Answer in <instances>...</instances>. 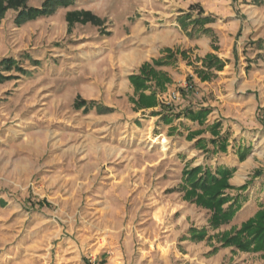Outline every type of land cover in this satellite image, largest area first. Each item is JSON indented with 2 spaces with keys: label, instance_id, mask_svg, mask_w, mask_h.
Listing matches in <instances>:
<instances>
[{
  "label": "rangeland",
  "instance_id": "374dc122",
  "mask_svg": "<svg viewBox=\"0 0 264 264\" xmlns=\"http://www.w3.org/2000/svg\"><path fill=\"white\" fill-rule=\"evenodd\" d=\"M41 1L22 3L37 9L28 5L41 8ZM229 1L67 0L58 7L79 10L53 20L55 29L37 18L57 7L4 32L1 52L16 56L4 58L12 61L8 70L0 63L6 77L0 82V264H182L176 243L186 229L189 241L206 240L211 250L205 258L229 247L222 238L235 229L207 235L194 227L206 208L187 192L183 173L192 168L184 167L186 154L139 112L149 108L138 106L144 91L128 96L127 72L118 63L134 51L162 53L177 29L170 14L187 4L197 17L264 15V0ZM5 5L0 0V8ZM22 6H6L0 21ZM246 6L259 9L254 15ZM81 15L90 20L76 19ZM74 23L80 25L71 28ZM115 34L126 37L119 46ZM88 39L90 49H84ZM173 92L180 96L158 91L160 109L178 106L181 98L162 102ZM76 99L89 101L74 108ZM232 256L222 264H237Z\"/></svg>",
  "mask_w": 264,
  "mask_h": 264
},
{
  "label": "crops",
  "instance_id": "0c3cea01",
  "mask_svg": "<svg viewBox=\"0 0 264 264\" xmlns=\"http://www.w3.org/2000/svg\"><path fill=\"white\" fill-rule=\"evenodd\" d=\"M224 1L230 3L229 0ZM30 6L40 9V5H28ZM246 7H250L253 14L259 9L257 6ZM188 8L189 4L180 7L179 12L170 14L171 23L177 29L174 28V32L169 33L170 37L165 42L170 40V43L162 53L154 49L148 51L149 54L134 51L130 60L120 59L119 56L118 63L122 62L119 67L127 72L124 81L131 88L128 96L134 97V91L136 92L130 77L139 75L143 64H146L143 74L148 80L143 90L145 95L153 93L157 97L158 91L163 88L180 93L181 99L175 108L160 109L157 98H154L152 106L139 112L149 115L153 120L152 125L165 128L170 137L175 139L179 153L186 154L184 167H201L202 171L208 168L212 174L216 169L230 171L228 183L231 188L225 191L227 201L223 209L238 206L232 218L213 228L208 223L211 212L200 209L203 214L200 213L199 224L194 225L198 230L204 227L207 235H212L231 229L238 230L256 212L264 213V118L258 114L261 107H264V15L259 18L247 16L244 19L217 15L197 17ZM77 10L79 9L57 7L53 14L37 19H45L54 24L52 29H55L56 23L53 20L59 17L65 19L67 12ZM88 12L85 10V14L89 15ZM16 17L17 11L8 10L0 21L1 48L7 43L4 32L15 27ZM76 19L90 20L88 16L83 19L82 15ZM195 19L198 20L197 25ZM34 21L30 20L25 25ZM88 24L87 22L84 26ZM260 24L263 26L258 27ZM78 25L80 24L74 23L71 28ZM239 30L241 36L235 39ZM15 32L19 30L16 29ZM96 37L94 39L99 38ZM214 38L217 42H212ZM114 39L119 46L126 37L120 38L118 34ZM86 41L84 49H90L89 39ZM212 45L217 47L212 48ZM1 50L0 63L3 65H6L2 63L4 58L14 59L16 56L10 52L3 54ZM207 54L216 57L209 65L203 63ZM221 64L222 67H219ZM160 81V87L155 85V82ZM88 101L82 108L87 106ZM95 102L92 103L99 109L104 107ZM248 179L250 184L245 190L239 191L238 188ZM179 237L181 240L176 243V247L182 249V253L176 251L182 257V264L226 263L231 261L232 251H236V255L232 256L234 260L238 259L234 263L264 264V248L249 253L229 246L219 248L214 255L205 258V254L211 250L206 247V240L189 241L188 229Z\"/></svg>",
  "mask_w": 264,
  "mask_h": 264
},
{
  "label": "trees",
  "instance_id": "16d2710c",
  "mask_svg": "<svg viewBox=\"0 0 264 264\" xmlns=\"http://www.w3.org/2000/svg\"><path fill=\"white\" fill-rule=\"evenodd\" d=\"M3 1H6V5L0 8L1 12L9 5L14 7H18L21 4L23 5L16 17V24L19 25L37 16L51 14L56 7L64 4L67 0H45L40 9L26 8L23 4L25 0H2V2ZM198 13L200 14L201 10ZM94 22L96 21L94 20ZM215 60V56L207 54L203 59V63L209 65L210 62ZM2 63L6 64L4 69L8 70L12 61L11 59H4ZM145 67L146 64L142 65L140 74L130 77V81L136 91L142 92L146 87V81L148 80L143 74ZM219 67H222V64ZM22 71L23 70H21V72ZM24 73L26 72L24 71ZM5 78L6 77L0 75V82ZM154 98L155 96L153 93L148 96L141 94L138 106L150 107L154 104ZM84 105H86V101L82 99H76L74 102V108H81ZM230 174V171L226 169H216L214 174H212L208 168L202 171L201 167H195L183 173L185 182H188L190 186L187 192L196 196L195 201L198 202L199 205L211 211L209 224L213 228L228 222L237 208V206L235 208L229 207L227 210H224L222 207L227 201V197L224 196L225 191L231 188L228 184ZM193 232L194 230H192V233ZM201 237L202 235H197V238ZM222 244L235 246L242 251L263 249L264 213L258 211L253 218L244 222L233 234L226 235V237L222 238Z\"/></svg>",
  "mask_w": 264,
  "mask_h": 264
},
{
  "label": "built area",
  "instance_id": "2783aa9c",
  "mask_svg": "<svg viewBox=\"0 0 264 264\" xmlns=\"http://www.w3.org/2000/svg\"><path fill=\"white\" fill-rule=\"evenodd\" d=\"M179 98H180L179 94L177 92H173V93H170L167 96H164L162 98V102L167 105L170 102H174V101L179 100ZM261 114L264 115V109L261 111Z\"/></svg>",
  "mask_w": 264,
  "mask_h": 264
}]
</instances>
